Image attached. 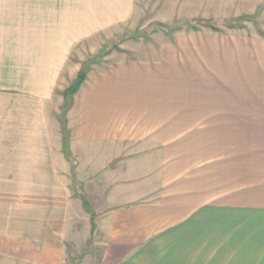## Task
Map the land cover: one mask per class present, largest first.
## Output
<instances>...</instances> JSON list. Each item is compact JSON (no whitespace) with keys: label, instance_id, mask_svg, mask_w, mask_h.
I'll use <instances>...</instances> for the list:
<instances>
[{"label":"crops","instance_id":"1","mask_svg":"<svg viewBox=\"0 0 264 264\" xmlns=\"http://www.w3.org/2000/svg\"><path fill=\"white\" fill-rule=\"evenodd\" d=\"M138 1L161 24L209 26L141 46L80 88L74 138L93 150L82 174L103 188L92 217L70 191L66 164L33 172L23 191L0 174V264H212L213 239L264 209V35L212 26L252 14L253 3L50 0L46 16L98 32ZM215 220L225 234L213 238Z\"/></svg>","mask_w":264,"mask_h":264},{"label":"rangeland","instance_id":"2","mask_svg":"<svg viewBox=\"0 0 264 264\" xmlns=\"http://www.w3.org/2000/svg\"><path fill=\"white\" fill-rule=\"evenodd\" d=\"M248 1L255 7L252 14L215 18L213 28L264 35V0ZM49 4L50 0H0V174L14 178L15 189L23 191L33 172L66 164L71 193L82 201L84 212H92L86 219L98 210L91 206L103 188L85 181L89 178L82 174L92 168L83 153L90 156L93 150L77 146L74 138L72 110L80 88L92 71L137 56L141 46H156L178 30L209 25L193 20L161 24L146 2L138 1L130 17L89 32L68 19V24L60 25L58 18L47 17L53 10ZM82 75L85 80L72 93ZM27 211L19 210V216L15 213L20 223ZM242 218L226 234L220 221H213V238L218 233L228 236L213 239L212 264H264V209H254V214L247 212ZM92 241L91 236L85 242L87 248ZM73 263L74 257H70L68 264Z\"/></svg>","mask_w":264,"mask_h":264},{"label":"trees","instance_id":"3","mask_svg":"<svg viewBox=\"0 0 264 264\" xmlns=\"http://www.w3.org/2000/svg\"><path fill=\"white\" fill-rule=\"evenodd\" d=\"M85 80V76H81V78L76 82L74 88L72 89V93L76 92L81 85V83Z\"/></svg>","mask_w":264,"mask_h":264}]
</instances>
